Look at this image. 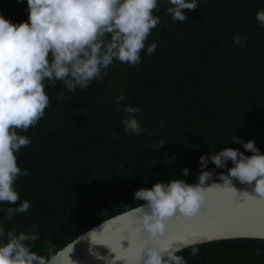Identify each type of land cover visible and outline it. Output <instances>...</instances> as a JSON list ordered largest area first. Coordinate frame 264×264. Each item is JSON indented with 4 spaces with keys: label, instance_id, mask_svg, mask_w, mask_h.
<instances>
[{
    "label": "trees",
    "instance_id": "16d2710c",
    "mask_svg": "<svg viewBox=\"0 0 264 264\" xmlns=\"http://www.w3.org/2000/svg\"><path fill=\"white\" fill-rule=\"evenodd\" d=\"M198 9L183 10L187 20L173 22L168 0H158L154 15L160 24L151 31L136 66L114 62L101 81L66 93L62 82H45L50 105L37 126L18 134L31 143L16 153L21 169L15 188L27 213L8 221L0 203L5 232H27L33 224L39 239L31 248L53 254L106 219L145 203L134 194L157 182L183 179L197 183L199 158L224 148L239 149L234 136L253 140L264 154V28L255 19L264 0H197ZM0 15L12 23L27 21V0H0ZM244 46H236L234 36ZM152 43L153 55L146 49ZM127 97L120 105L114 97ZM141 109L136 118L144 129L128 135L122 121L124 105ZM118 134V139L113 138ZM164 143V144H163ZM162 144V145H161ZM213 171L208 184L221 182ZM189 169L184 176L182 169ZM186 247L176 254L187 264H264V239L238 237ZM261 255L255 256L256 250Z\"/></svg>",
    "mask_w": 264,
    "mask_h": 264
},
{
    "label": "clouds",
    "instance_id": "9594fccd",
    "mask_svg": "<svg viewBox=\"0 0 264 264\" xmlns=\"http://www.w3.org/2000/svg\"><path fill=\"white\" fill-rule=\"evenodd\" d=\"M168 3L167 13L173 22L187 20L183 10L198 9L197 0H168ZM157 8L158 0H27V21L12 23L0 15V203L15 205L3 210L5 219L11 221L17 213H27L31 208L28 200L21 201L15 188L19 177L29 175L27 169L18 166L16 153L31 143L17 130L26 132L45 116L50 105L45 82L52 87L57 81L62 82L66 91L57 99H65L66 93L74 94L78 87L83 90L93 81L103 80L116 61L131 66L140 64L145 42L160 24V18L153 14ZM255 19L264 28V10L257 11ZM233 42L244 46L238 35ZM156 48V43L150 44L146 54L153 55ZM126 99L120 94L113 102L120 105ZM121 110L128 114L122 121L126 134L139 135L144 131L136 118L141 109L125 104ZM112 135L119 138L117 133ZM231 141L240 143L252 155L224 148L199 158L201 173L195 184L174 178L135 192L134 198L145 203L123 213L137 214L134 227L143 235L136 257L139 264H187L184 257L176 254L182 248L172 241L164 242L168 225L207 211L208 192L212 188L234 189L230 185L232 178H236L252 187L254 198L264 199V154L253 140L245 143L234 136ZM209 161L220 169L231 161L227 175L218 176L222 184L214 181L208 184L213 176V171L204 170ZM182 172L187 176L189 169ZM37 228L38 224H33L27 232H5L0 224V264H59L51 242L47 255L32 250V243L39 239ZM253 238L264 239V235ZM173 239H180L184 247H190L191 255L199 254L198 234ZM254 255H261L260 250Z\"/></svg>",
    "mask_w": 264,
    "mask_h": 264
},
{
    "label": "water",
    "instance_id": "95a60500",
    "mask_svg": "<svg viewBox=\"0 0 264 264\" xmlns=\"http://www.w3.org/2000/svg\"><path fill=\"white\" fill-rule=\"evenodd\" d=\"M230 187L235 190L227 187L209 190L207 211L179 224L169 223L164 242L172 241L184 249L183 242L174 237L198 234L203 243L264 235V199L254 198L252 187L236 178H232ZM136 215L118 213L85 231L56 253L59 264H139L136 257L143 235L135 230Z\"/></svg>",
    "mask_w": 264,
    "mask_h": 264
}]
</instances>
